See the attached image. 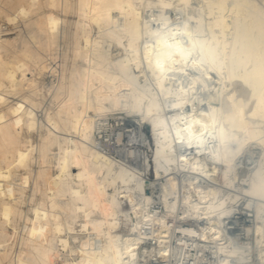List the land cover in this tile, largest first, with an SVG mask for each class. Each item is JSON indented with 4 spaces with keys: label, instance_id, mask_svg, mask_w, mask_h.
I'll return each mask as SVG.
<instances>
[{
    "label": "bare ground",
    "instance_id": "6f19581e",
    "mask_svg": "<svg viewBox=\"0 0 264 264\" xmlns=\"http://www.w3.org/2000/svg\"><path fill=\"white\" fill-rule=\"evenodd\" d=\"M262 74L264 0H0V264H264Z\"/></svg>",
    "mask_w": 264,
    "mask_h": 264
},
{
    "label": "snow or ice",
    "instance_id": "6c2138e0",
    "mask_svg": "<svg viewBox=\"0 0 264 264\" xmlns=\"http://www.w3.org/2000/svg\"><path fill=\"white\" fill-rule=\"evenodd\" d=\"M167 47L169 49H171L173 47V45L168 44ZM173 55L172 52H168L167 53V58H171V56ZM175 55L181 56V57H185V56H189L191 57V61L188 63H192L194 65H196L197 67H199L200 65L204 66V72L207 73L209 71L217 73L218 75L223 76V73L219 72L217 68L213 67H209V64L211 63V61H206L204 58V49L203 47H199L197 48L196 45H191L189 46V42L187 40H185V46L181 47L179 44L176 45V51H175ZM156 67L158 69L161 70V72L164 71L165 65L163 62H161L160 59L157 60L156 62ZM264 75V74H262ZM211 113H209V116L211 117ZM204 130L205 132H207V125L204 126ZM196 132H200V129H196ZM212 135L211 132H208V137H210ZM201 136H203V133H201ZM199 139V138H197ZM205 139H207V137H205ZM202 142V141H200ZM231 147L235 150H239L240 144L238 141H233L231 143ZM262 195H264V188H262Z\"/></svg>",
    "mask_w": 264,
    "mask_h": 264
},
{
    "label": "rangeland",
    "instance_id": "374dc122",
    "mask_svg": "<svg viewBox=\"0 0 264 264\" xmlns=\"http://www.w3.org/2000/svg\"><path fill=\"white\" fill-rule=\"evenodd\" d=\"M144 128H145V131L147 132V135L148 137L144 140V143L142 144L149 152V155L150 157L153 155V135L151 134V128H150V125L149 124H145L144 125ZM151 175H154V172L152 170V174ZM155 176V175H154ZM38 198L41 199L43 198L42 194L41 193H38ZM74 226L76 228H79L80 227V222L79 221H76L74 223ZM11 229V228H10ZM80 235V234H79ZM80 239L77 238L76 240H73L72 239V243L75 244V243H79ZM75 252V251H74ZM77 255V254H76Z\"/></svg>",
    "mask_w": 264,
    "mask_h": 264
}]
</instances>
